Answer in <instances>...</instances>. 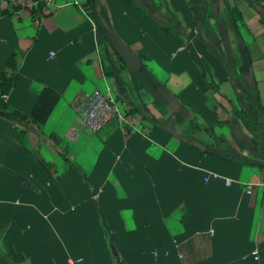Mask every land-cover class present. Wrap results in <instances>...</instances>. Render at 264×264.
Returning a JSON list of instances; mask_svg holds the SVG:
<instances>
[{
    "label": "crops",
    "instance_id": "1",
    "mask_svg": "<svg viewBox=\"0 0 264 264\" xmlns=\"http://www.w3.org/2000/svg\"><path fill=\"white\" fill-rule=\"evenodd\" d=\"M59 1L0 4V264H264V0ZM95 90L129 126L82 125Z\"/></svg>",
    "mask_w": 264,
    "mask_h": 264
},
{
    "label": "built area",
    "instance_id": "2",
    "mask_svg": "<svg viewBox=\"0 0 264 264\" xmlns=\"http://www.w3.org/2000/svg\"><path fill=\"white\" fill-rule=\"evenodd\" d=\"M1 6L9 13L20 14L38 12L41 15H49L62 8L64 5L59 0H0ZM73 4L79 5L78 2ZM53 53L50 54V58ZM76 113L82 125L91 132H99L109 121L117 119L122 126H129L125 116L120 112L115 97L110 93H102L98 90L92 92L76 107ZM228 184L230 180L226 181ZM260 186L264 187V183ZM252 185L247 193L250 194ZM256 258L257 251L253 252Z\"/></svg>",
    "mask_w": 264,
    "mask_h": 264
},
{
    "label": "trees",
    "instance_id": "3",
    "mask_svg": "<svg viewBox=\"0 0 264 264\" xmlns=\"http://www.w3.org/2000/svg\"><path fill=\"white\" fill-rule=\"evenodd\" d=\"M11 82L12 77L6 78L3 85L8 88ZM234 85L246 99V104L240 105L238 115L242 118L251 137L256 141L257 148L253 150L240 146L242 150L247 149L252 154L253 160L242 157H236L233 160L243 165L264 169V107L259 91L256 88H247L238 77L234 78Z\"/></svg>",
    "mask_w": 264,
    "mask_h": 264
},
{
    "label": "water",
    "instance_id": "4",
    "mask_svg": "<svg viewBox=\"0 0 264 264\" xmlns=\"http://www.w3.org/2000/svg\"><path fill=\"white\" fill-rule=\"evenodd\" d=\"M108 41L113 46V48L119 53L120 57L123 59L125 64L127 66H130V60L125 54V51L117 45L116 41L112 37L109 36Z\"/></svg>",
    "mask_w": 264,
    "mask_h": 264
},
{
    "label": "rangeland",
    "instance_id": "5",
    "mask_svg": "<svg viewBox=\"0 0 264 264\" xmlns=\"http://www.w3.org/2000/svg\"><path fill=\"white\" fill-rule=\"evenodd\" d=\"M249 134H250V133H249ZM252 147H253L252 149L255 150V149L257 148V143L254 144ZM245 148H247V147H245Z\"/></svg>",
    "mask_w": 264,
    "mask_h": 264
}]
</instances>
